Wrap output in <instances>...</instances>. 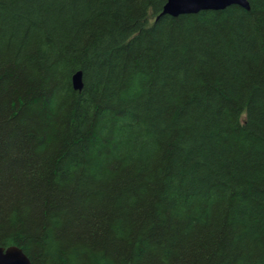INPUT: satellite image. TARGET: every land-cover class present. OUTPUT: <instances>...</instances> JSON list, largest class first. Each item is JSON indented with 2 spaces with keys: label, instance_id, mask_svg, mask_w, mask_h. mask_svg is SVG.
Listing matches in <instances>:
<instances>
[{
  "label": "trees",
  "instance_id": "16d2710c",
  "mask_svg": "<svg viewBox=\"0 0 264 264\" xmlns=\"http://www.w3.org/2000/svg\"><path fill=\"white\" fill-rule=\"evenodd\" d=\"M247 1L158 19L167 0H0V246L264 264V0Z\"/></svg>",
  "mask_w": 264,
  "mask_h": 264
},
{
  "label": "water",
  "instance_id": "95a60500",
  "mask_svg": "<svg viewBox=\"0 0 264 264\" xmlns=\"http://www.w3.org/2000/svg\"><path fill=\"white\" fill-rule=\"evenodd\" d=\"M232 6H239L249 10L247 0H167L166 5L158 19L163 16L178 18L184 15H194L205 11H222ZM75 90L83 89V75L76 73L73 78ZM0 264H32L27 255L19 248L5 249L0 247Z\"/></svg>",
  "mask_w": 264,
  "mask_h": 264
},
{
  "label": "bare ground",
  "instance_id": "6f19581e",
  "mask_svg": "<svg viewBox=\"0 0 264 264\" xmlns=\"http://www.w3.org/2000/svg\"><path fill=\"white\" fill-rule=\"evenodd\" d=\"M250 6V5H249ZM250 10V9H249ZM78 73V72H77ZM82 73V72H81ZM83 75V74H82ZM79 91V90H78ZM81 91V90H80ZM1 247V246H0ZM12 247H16V246H12ZM12 247H9V248H12ZM5 248V247H3ZM18 248V247H17ZM5 249H8V248H5ZM20 249V248H19ZM22 250V249H21ZM23 251V250H22Z\"/></svg>",
  "mask_w": 264,
  "mask_h": 264
}]
</instances>
